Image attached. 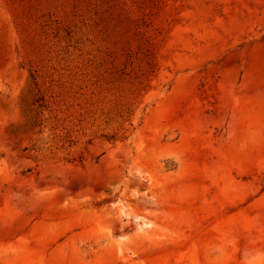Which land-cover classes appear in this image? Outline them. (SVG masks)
Returning a JSON list of instances; mask_svg holds the SVG:
<instances>
[{
	"label": "rangeland",
	"instance_id": "rangeland-1",
	"mask_svg": "<svg viewBox=\"0 0 264 264\" xmlns=\"http://www.w3.org/2000/svg\"><path fill=\"white\" fill-rule=\"evenodd\" d=\"M0 264H264V0H0Z\"/></svg>",
	"mask_w": 264,
	"mask_h": 264
},
{
	"label": "bare ground",
	"instance_id": "bare-ground-1",
	"mask_svg": "<svg viewBox=\"0 0 264 264\" xmlns=\"http://www.w3.org/2000/svg\"><path fill=\"white\" fill-rule=\"evenodd\" d=\"M255 142H257V141H255ZM255 142H252V143H255ZM247 143H248V142H247ZM250 143H251V142H250ZM250 143L248 144V147H249ZM252 143H251V145H252ZM251 145H250V146H251ZM255 145H256V143H255ZM256 146H257V145H256ZM253 147H254V146H252V148H253ZM249 148L251 149V147H249ZM250 149H249V150H250ZM253 151H254V149H253Z\"/></svg>",
	"mask_w": 264,
	"mask_h": 264
}]
</instances>
